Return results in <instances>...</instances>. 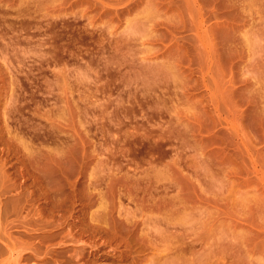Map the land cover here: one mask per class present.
Wrapping results in <instances>:
<instances>
[{"label":"rangeland","instance_id":"rangeland-1","mask_svg":"<svg viewBox=\"0 0 264 264\" xmlns=\"http://www.w3.org/2000/svg\"><path fill=\"white\" fill-rule=\"evenodd\" d=\"M0 264H264V0H0Z\"/></svg>","mask_w":264,"mask_h":264}]
</instances>
